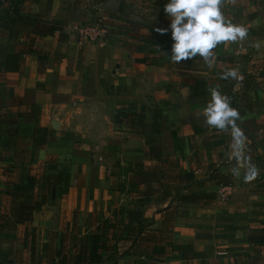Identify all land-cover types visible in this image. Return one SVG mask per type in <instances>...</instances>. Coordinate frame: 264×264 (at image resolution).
<instances>
[{
  "label": "crops",
  "instance_id": "obj_1",
  "mask_svg": "<svg viewBox=\"0 0 264 264\" xmlns=\"http://www.w3.org/2000/svg\"><path fill=\"white\" fill-rule=\"evenodd\" d=\"M105 2L0 0V264H264V0H222L248 31L211 67L171 60L170 20H153L167 0ZM127 3L149 22L81 33ZM212 88L240 114L250 182L204 122ZM23 170L45 201L30 222Z\"/></svg>",
  "mask_w": 264,
  "mask_h": 264
},
{
  "label": "clouds",
  "instance_id": "obj_2",
  "mask_svg": "<svg viewBox=\"0 0 264 264\" xmlns=\"http://www.w3.org/2000/svg\"><path fill=\"white\" fill-rule=\"evenodd\" d=\"M222 0H167L163 6L166 17L170 20L168 29H157L162 34L171 31V60L174 63L201 57L212 66V50L222 42L243 40L247 29L226 20L221 10ZM259 48L260 45L256 44ZM223 79L238 80L237 70L226 71ZM210 91V101L204 108V122L210 128L220 132H230L231 152L236 161L232 175H241L240 163H244V182H250L258 175V169L246 155V137L241 131L238 110L231 106L230 100L217 88Z\"/></svg>",
  "mask_w": 264,
  "mask_h": 264
},
{
  "label": "trees",
  "instance_id": "obj_3",
  "mask_svg": "<svg viewBox=\"0 0 264 264\" xmlns=\"http://www.w3.org/2000/svg\"><path fill=\"white\" fill-rule=\"evenodd\" d=\"M106 0H99L100 3L105 2ZM7 70L9 71H17L19 70L18 66L15 65H11L10 64V59H8L7 61ZM155 125V124H154ZM43 144L42 146L45 147V143H46V139H47V135H46V131L43 130ZM21 185L16 186L15 188H13L15 193H19L25 196V200L24 203L21 204V213H23L25 215V218L21 219V221H26V222H30L32 220V216H33V212L36 210L41 209L42 205H44L45 201H43L42 204H37V203H32V192L34 190L35 187V179L34 177L30 176L29 174L26 173V170H23V173L21 174ZM22 180L25 181L24 186L22 183ZM260 242L264 243V237H261L258 239ZM175 248V247H173Z\"/></svg>",
  "mask_w": 264,
  "mask_h": 264
},
{
  "label": "rangeland",
  "instance_id": "obj_4",
  "mask_svg": "<svg viewBox=\"0 0 264 264\" xmlns=\"http://www.w3.org/2000/svg\"><path fill=\"white\" fill-rule=\"evenodd\" d=\"M141 6H144V5H141ZM121 10H123V13H124V15H121L122 17L114 14L110 21L107 20V21H104L103 23H100L101 25H104L102 27H106V29H108L109 32L111 33V30L115 29V25L121 26V24L122 23L124 24V22L131 24V22H133L132 20L129 19L131 17H133L134 19L139 17L140 20H142V22L147 23L149 22L147 21V19L149 18L148 14L150 13L152 14L150 9L147 8L146 6L144 7V10H143L144 12L142 13L143 15H139L138 13H134V12L131 13L130 3H127V5L125 4V9L121 8ZM153 16L155 17L153 18L154 21L156 20L161 21L163 17L165 16V14L163 13V11H160L159 13H156ZM120 18L122 19V22L120 21L121 20Z\"/></svg>",
  "mask_w": 264,
  "mask_h": 264
},
{
  "label": "built area",
  "instance_id": "obj_5",
  "mask_svg": "<svg viewBox=\"0 0 264 264\" xmlns=\"http://www.w3.org/2000/svg\"><path fill=\"white\" fill-rule=\"evenodd\" d=\"M100 23H94L82 30L81 33L87 35L90 39H97L99 37H105L109 35V30L106 27H102Z\"/></svg>",
  "mask_w": 264,
  "mask_h": 264
},
{
  "label": "water",
  "instance_id": "obj_6",
  "mask_svg": "<svg viewBox=\"0 0 264 264\" xmlns=\"http://www.w3.org/2000/svg\"><path fill=\"white\" fill-rule=\"evenodd\" d=\"M121 2L122 0H107L104 4L99 6V9L103 11L118 12L120 10Z\"/></svg>",
  "mask_w": 264,
  "mask_h": 264
}]
</instances>
